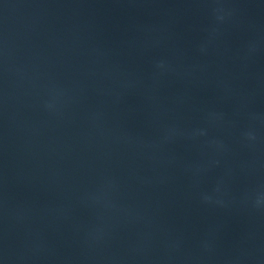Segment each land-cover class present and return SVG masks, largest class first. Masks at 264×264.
<instances>
[{"label":"water","instance_id":"obj_1","mask_svg":"<svg viewBox=\"0 0 264 264\" xmlns=\"http://www.w3.org/2000/svg\"><path fill=\"white\" fill-rule=\"evenodd\" d=\"M0 264H264V0H0Z\"/></svg>","mask_w":264,"mask_h":264}]
</instances>
